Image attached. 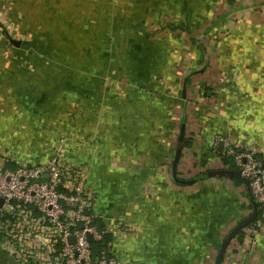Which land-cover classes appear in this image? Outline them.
<instances>
[{"label": "crops", "instance_id": "0c3cea01", "mask_svg": "<svg viewBox=\"0 0 264 264\" xmlns=\"http://www.w3.org/2000/svg\"><path fill=\"white\" fill-rule=\"evenodd\" d=\"M28 49L60 72L29 83ZM64 131L99 210L132 227L112 255L213 264L253 211L245 183L213 175L232 170L214 139L264 159V0H0V152L41 161ZM244 228L220 264H264V231Z\"/></svg>", "mask_w": 264, "mask_h": 264}, {"label": "built area", "instance_id": "2783aa9c", "mask_svg": "<svg viewBox=\"0 0 264 264\" xmlns=\"http://www.w3.org/2000/svg\"><path fill=\"white\" fill-rule=\"evenodd\" d=\"M70 139L61 137L56 151L34 163L0 152V251L11 264H124L111 254L110 245L94 256L92 242L105 233L127 234L132 227L99 210L87 171L66 159L63 148ZM214 142V147L223 142L221 158H230L248 181L257 217L244 232L255 236L264 231V159L252 150H237L230 136H217Z\"/></svg>", "mask_w": 264, "mask_h": 264}, {"label": "water", "instance_id": "95a60500", "mask_svg": "<svg viewBox=\"0 0 264 264\" xmlns=\"http://www.w3.org/2000/svg\"><path fill=\"white\" fill-rule=\"evenodd\" d=\"M182 135V134H181ZM223 142L220 143V145L222 144ZM180 149H181V145L179 144L178 145V149H177V153H176V157L172 163V165L174 166L177 162V159L179 157V154H180ZM213 175H228L230 177H236L238 179H240L243 183H245V185L247 186V189H248V193H249V197H250V201H251V204H252V207H253V211L252 213L246 217L245 219H243L242 221H240L235 227L234 229L230 232V234L224 239V241L222 242V244L220 245V249L217 253V256L214 260V263L213 264H220L221 260H222V257L225 253V250H226V247L230 241V239L243 227H246L248 224H250L256 217H257V203L254 201L253 199V196L251 194V191L248 187V181L246 179H244L241 175H240V172L238 170H228V169H219V170H216L213 172ZM0 204H1V200H0ZM88 238H89V241L92 242L93 241V238H92V235L88 234ZM73 239V238H71Z\"/></svg>", "mask_w": 264, "mask_h": 264}, {"label": "rangeland", "instance_id": "374dc122", "mask_svg": "<svg viewBox=\"0 0 264 264\" xmlns=\"http://www.w3.org/2000/svg\"><path fill=\"white\" fill-rule=\"evenodd\" d=\"M93 1H94V0H93ZM110 18H111V17H110ZM97 20H98V19H97ZM79 26H80V24L78 25V27H79ZM44 33H46V31H45ZM46 49H47V48H46ZM24 52H25L27 58H26V61L23 63V65L29 67V68H28L29 70H26V72L28 73L27 80H28L29 83L32 82L31 79L29 78V74H33V73H35V70H36L38 67H39L40 71L43 72V74H45V73L50 74L53 70H55L54 72H56V71L60 72V71L57 69V66H55L56 64H53V63H51V62H49V63H47V64H40V65L34 63L33 60H35V55L32 54L33 50L30 51V50L28 49V52L25 51V50H24ZM46 52H49V50L46 51ZM46 52H42V53H44L45 55L47 54V55L49 56V58H47V60L50 61L51 56H50L49 53H46ZM21 67H22V66H21ZM33 70H34V71H33ZM31 113H32V115H34L33 112H31ZM26 130L29 131V134H28V135H29L32 139H34V140L31 142L32 145L35 143L36 140H39V139L41 138V137H40V135L42 134V128H41V127H39V126H37V127H30V129H27V128H26ZM68 134H70V135H66L65 131H64L63 133H61L60 137L58 138V141H57V142L53 145V147H52V148H53L52 152L56 151L57 148H58V146H60V138H61V137H66V138H67V137H70V136L74 135V134H72V133H68ZM25 136H26V135H25ZM69 141H70V140H69ZM69 141L67 142V145H68ZM67 145H66V146H67ZM66 146H65V148H66ZM65 148H63V149H65ZM64 152H65V150H64Z\"/></svg>", "mask_w": 264, "mask_h": 264}, {"label": "trees", "instance_id": "16d2710c", "mask_svg": "<svg viewBox=\"0 0 264 264\" xmlns=\"http://www.w3.org/2000/svg\"><path fill=\"white\" fill-rule=\"evenodd\" d=\"M221 160L227 168L236 170L230 158L222 157ZM236 182L240 183V180L236 179ZM103 227L104 226L101 223L98 225L99 229H103ZM238 235H239L238 238H240L241 232L238 233ZM112 239H113V235L105 233L103 234L100 240L92 242L91 246L94 252V256H98L100 251L106 249L109 246V244L112 242Z\"/></svg>", "mask_w": 264, "mask_h": 264}]
</instances>
